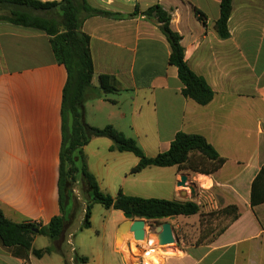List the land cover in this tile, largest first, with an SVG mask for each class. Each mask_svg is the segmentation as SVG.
I'll return each mask as SVG.
<instances>
[{
  "label": "crops",
  "instance_id": "obj_1",
  "mask_svg": "<svg viewBox=\"0 0 264 264\" xmlns=\"http://www.w3.org/2000/svg\"><path fill=\"white\" fill-rule=\"evenodd\" d=\"M87 1L96 9L125 16L91 17L83 25L91 38L93 85L98 87L100 75L107 74L123 88L109 94L117 99L102 95L88 101L87 123L97 128L111 125L126 136L131 132L149 157L167 152L176 135L184 132L205 137L226 159L212 176L190 175L176 166L148 167L135 175L129 172L119 185L117 195L194 201L200 206L197 215L163 220L172 224L178 242L172 247L175 252L163 254L162 264H264V203L252 205L253 183L264 169V0L233 1L227 39L216 30L221 0ZM157 5L171 14V28L182 37L187 64L214 91L206 106L182 94L178 69L170 64V44L157 20L144 15ZM67 78L47 34L0 22V208L15 223L45 227L61 213V110ZM100 139H93L84 151L90 172L101 190L109 192L116 186L110 180L105 184V169L112 165L114 171L122 161L133 169L139 159L112 151L113 143ZM91 158L97 160L94 167ZM185 174L198 184L205 176L211 191L196 188L191 193L179 187ZM232 206L239 215L235 220L231 212L224 213ZM212 213L220 216L215 227L227 223L213 237L201 238V216ZM121 214L113 255L103 256V264H132L127 248L136 240L131 232L121 231L126 222ZM71 237L70 225L59 240L37 234L33 249H50L42 257L0 241V264H88L74 241L69 244ZM145 246H150L149 240Z\"/></svg>",
  "mask_w": 264,
  "mask_h": 264
},
{
  "label": "trees",
  "instance_id": "obj_2",
  "mask_svg": "<svg viewBox=\"0 0 264 264\" xmlns=\"http://www.w3.org/2000/svg\"><path fill=\"white\" fill-rule=\"evenodd\" d=\"M234 0H221L220 17L216 30L222 39L230 37L229 20L233 12ZM148 18H155L170 47V64L178 69L185 98L206 106L214 98V91L207 81L198 76L187 64L182 37L171 28V14L161 6H153L144 12ZM101 16L110 19H123L124 15L99 10L87 0H61L43 3L39 0H0V22L37 30L50 37L52 51L57 63L64 65L67 83L62 102V144L59 169V216L41 227L31 222L15 223L9 220L0 208V241L5 247L20 246L32 251L37 257L50 253V249L35 250V236L43 235L52 240L63 237L65 229L74 222L77 207L76 186L80 183L88 195L83 228H91L92 206L101 204L106 209L130 213L134 219L161 223L178 216H193L200 213V206L194 201H177L159 198L128 196L120 192L112 197L102 192L96 177L90 172L84 148L95 138H107L113 142L112 151L132 153L139 164L130 175L142 172L148 167H174L179 171H190L212 176L226 163L217 150L197 134L179 132L167 152L154 157L147 156L137 141L127 137L113 126L104 128L90 126L86 120V104L102 95L117 94L123 91L118 80L111 75H100L99 86L93 85L95 73L91 51V38L83 31L85 21ZM264 203V169L258 175L252 188V205ZM233 219L238 218L237 208L224 209ZM38 230V231H37Z\"/></svg>",
  "mask_w": 264,
  "mask_h": 264
},
{
  "label": "rangeland",
  "instance_id": "obj_3",
  "mask_svg": "<svg viewBox=\"0 0 264 264\" xmlns=\"http://www.w3.org/2000/svg\"><path fill=\"white\" fill-rule=\"evenodd\" d=\"M111 99H117L118 96L115 95H109L108 96ZM116 97V98H115ZM105 104V103H104ZM105 108H108L109 105H103ZM104 112H107L106 110ZM103 125V124H102ZM127 137H135L131 132H129ZM134 139V138H133ZM100 140H107L108 142L110 139L102 138ZM113 143V142H112ZM108 158L111 159V156L107 153ZM133 156V155H132ZM135 158V157H134ZM92 165L94 167V164L96 163V159L91 158ZM112 162V160L110 161ZM112 165H109L108 168L105 169V184H108L107 181L110 180L111 183H113L116 188L112 189L109 192L107 190H103L102 192L106 195H110L112 197H115L117 193L119 192V185H122L124 183V179L126 174L130 172L131 164L127 161H122L118 165H116V169L114 171H111ZM110 171V173L108 172ZM191 175V173L188 171ZM189 175V176H190ZM203 175V174H200ZM209 176V175H205ZM205 176L201 177V180L199 181V184L196 182H191L192 186H195V188L201 190V192H210L211 189H208L209 186H211V182L206 178ZM191 179V178H190ZM185 190V189H184ZM191 191L190 189H188ZM76 197H77V207H76V215L74 217V222L70 224V232L73 233V241L76 249L81 251L86 258H88L89 263L88 264H103V256H107V258L111 257L113 255V249H114V237L116 233V229L118 227V224L120 220L122 219V212L120 211H112L109 209H106L101 204H93L92 206V217H91V228H83V223L85 219V209L89 202L88 195L85 192V190L79 186H76ZM206 194V193H203ZM115 212V213H114ZM124 216V213H123ZM219 215L217 213H212L209 215L201 216L202 221V235L204 239L211 238L225 225L227 222L222 221L219 223L217 227L215 225L217 222H219ZM144 220V219H141ZM165 221H162L164 223ZM161 223V224H162ZM161 224H154L149 223V226H160ZM148 226V228H149ZM150 229V228H149ZM122 232H124V229H121ZM126 231V230H125ZM123 237L127 238V236L123 235ZM70 237L68 236L67 239ZM150 245H157L156 242V236H154V233H149L148 237ZM117 245V242H116ZM126 246V244H125ZM175 244L169 245V247H175ZM126 248V247H125ZM79 254L83 256V254ZM159 256V253L153 256L155 264H162L163 261L159 260L155 257ZM118 259L120 256H116ZM84 264V263H79Z\"/></svg>",
  "mask_w": 264,
  "mask_h": 264
},
{
  "label": "water",
  "instance_id": "obj_4",
  "mask_svg": "<svg viewBox=\"0 0 264 264\" xmlns=\"http://www.w3.org/2000/svg\"><path fill=\"white\" fill-rule=\"evenodd\" d=\"M191 180L188 175H182L181 181L178 182V186L190 189L191 193H194L196 188L195 186L191 185ZM124 217L126 218V222L123 224L121 229L123 228L126 232H131L133 237L137 241H144L146 237H149V233H154L156 236V242L158 246H169L172 244H176L178 242L177 237L174 233L173 226L170 222H164L160 226L155 225L150 227L148 221L137 219L135 220L133 215L130 213H124ZM175 217H172L171 220H174ZM149 226V232L147 234L146 228ZM38 231V230H37ZM176 249L172 247H167L163 249L165 253H172L175 252Z\"/></svg>",
  "mask_w": 264,
  "mask_h": 264
},
{
  "label": "built area",
  "instance_id": "obj_5",
  "mask_svg": "<svg viewBox=\"0 0 264 264\" xmlns=\"http://www.w3.org/2000/svg\"><path fill=\"white\" fill-rule=\"evenodd\" d=\"M147 234L149 232V228H146ZM148 240V236L144 241H133L130 243L129 248H127V254L131 258L132 264H155L153 256L159 253V256L155 257L159 260L163 261V249L169 246H158V245H150L145 246ZM69 244L73 246V238L69 240ZM164 262V261H163Z\"/></svg>",
  "mask_w": 264,
  "mask_h": 264
},
{
  "label": "bare ground",
  "instance_id": "obj_6",
  "mask_svg": "<svg viewBox=\"0 0 264 264\" xmlns=\"http://www.w3.org/2000/svg\"><path fill=\"white\" fill-rule=\"evenodd\" d=\"M124 242H125V241H124ZM125 244H126V243L123 244V247H125ZM165 248H167V247H165ZM165 248H164V249H165Z\"/></svg>",
  "mask_w": 264,
  "mask_h": 264
}]
</instances>
